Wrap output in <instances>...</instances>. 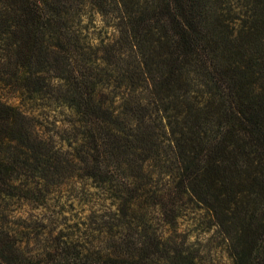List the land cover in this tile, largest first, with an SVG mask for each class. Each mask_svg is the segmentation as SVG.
<instances>
[{
    "label": "trees",
    "instance_id": "16d2710c",
    "mask_svg": "<svg viewBox=\"0 0 264 264\" xmlns=\"http://www.w3.org/2000/svg\"><path fill=\"white\" fill-rule=\"evenodd\" d=\"M71 180L84 228L18 216ZM190 215L264 264V0H0V264H210Z\"/></svg>",
    "mask_w": 264,
    "mask_h": 264
},
{
    "label": "rangeland",
    "instance_id": "374dc122",
    "mask_svg": "<svg viewBox=\"0 0 264 264\" xmlns=\"http://www.w3.org/2000/svg\"><path fill=\"white\" fill-rule=\"evenodd\" d=\"M95 24L94 34L97 36L99 33H101V26L99 25L98 21H96ZM91 31H93V29ZM1 97L7 102H12L14 104L17 103L15 100L12 101V96L8 93H3ZM23 108L27 109L29 112H33L35 116H38V122L42 123L40 129L44 134L47 135H54L55 132L59 130V127L64 120L61 109L57 110L51 108V110H42L37 112L27 105L23 106ZM83 186L84 185L78 180H71L70 183L68 181L59 189H56V193L52 195L51 200L49 199V207L45 209H35L34 206L23 207V209H19L18 216L23 215L24 218L36 223L42 220L44 222L43 224H47V227L52 228L55 230V232H58V230H72V228L75 229L77 226L84 228L86 215L88 210L91 209V204H83L84 199L81 198L83 195L81 190H86V192H83L86 194L87 200L93 199L95 197L89 194L92 190L88 188V185L85 189H82ZM57 205H60V207L58 208ZM59 211L61 213H59ZM190 219L193 220L194 216L190 215V217H188L185 222L181 223L182 228H188L190 224L189 230H193L192 240H200L203 243L202 246H204L207 240L208 245L205 247V249H203L202 253L204 260H211L210 262L212 264H229V259L225 251L219 247L220 241L217 239V237L212 236L211 233H200V231L194 227V225H191ZM204 250L206 253H204Z\"/></svg>",
    "mask_w": 264,
    "mask_h": 264
}]
</instances>
